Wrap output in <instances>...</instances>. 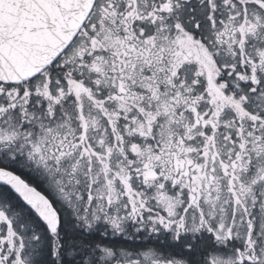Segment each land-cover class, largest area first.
<instances>
[{
  "label": "snow or ice",
  "instance_id": "1",
  "mask_svg": "<svg viewBox=\"0 0 264 264\" xmlns=\"http://www.w3.org/2000/svg\"><path fill=\"white\" fill-rule=\"evenodd\" d=\"M0 264H264V0H0Z\"/></svg>",
  "mask_w": 264,
  "mask_h": 264
}]
</instances>
